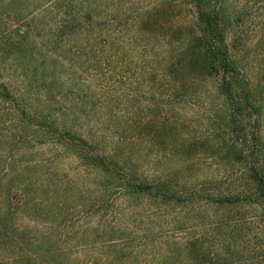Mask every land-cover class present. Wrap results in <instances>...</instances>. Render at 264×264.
Wrapping results in <instances>:
<instances>
[{"label":"rangeland","instance_id":"1","mask_svg":"<svg viewBox=\"0 0 264 264\" xmlns=\"http://www.w3.org/2000/svg\"><path fill=\"white\" fill-rule=\"evenodd\" d=\"M259 168L264 0H0V264H264Z\"/></svg>","mask_w":264,"mask_h":264},{"label":"trees","instance_id":"2","mask_svg":"<svg viewBox=\"0 0 264 264\" xmlns=\"http://www.w3.org/2000/svg\"><path fill=\"white\" fill-rule=\"evenodd\" d=\"M196 12L199 21L198 50L201 57V67L209 75L217 78L216 89L218 96L226 103H231L233 111L239 112L242 106H247L248 96L240 86L239 76L233 61L229 58L227 50H223L221 40L218 39L220 32L201 9V4L197 6ZM255 170V169H254ZM252 185L256 192V202L264 215V168L252 171Z\"/></svg>","mask_w":264,"mask_h":264}]
</instances>
